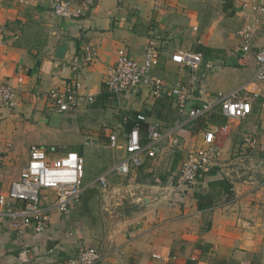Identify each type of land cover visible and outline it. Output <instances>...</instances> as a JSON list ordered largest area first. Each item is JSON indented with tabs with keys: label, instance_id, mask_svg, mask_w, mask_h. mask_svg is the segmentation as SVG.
Wrapping results in <instances>:
<instances>
[{
	"label": "crops",
	"instance_id": "crops-1",
	"mask_svg": "<svg viewBox=\"0 0 264 264\" xmlns=\"http://www.w3.org/2000/svg\"><path fill=\"white\" fill-rule=\"evenodd\" d=\"M69 1L76 7L86 2L84 15L59 18L46 0H0V85L16 94L12 106H0L2 209L32 146L45 148L51 159L75 152L86 164L85 193L69 215L53 211L55 192H40L41 206L52 209L47 231L19 234L9 219L0 223V264H67L87 248L104 255L101 264H264V83L250 88L258 96L241 126L219 108L190 120L173 99L156 100L145 87L121 96L107 88L120 53L142 63L155 40L159 61L152 74L169 84L190 76L172 61L176 52L202 53L205 47L224 56L228 66L217 68L219 59L206 61L202 53L213 68L202 66L204 97L193 96L190 108L238 90L254 78L255 55H240L237 39L231 56L225 39L233 37L231 30L215 42L208 19L215 11L242 21L243 28L258 18L256 44L264 46V16L242 13V0ZM88 49L97 52L91 63L83 61ZM75 57L82 61L78 70ZM67 87L78 94V108L60 112L50 91ZM136 114L148 126L167 129L160 132V152L144 156L128 175L109 173L125 156L127 124ZM206 131H215L221 159L194 185L181 184L177 174L185 156L203 145ZM111 134L121 149L111 146ZM249 136L257 143L243 152ZM92 147L100 152L92 155ZM106 174L107 192L97 183Z\"/></svg>",
	"mask_w": 264,
	"mask_h": 264
},
{
	"label": "built area",
	"instance_id": "built-area-1",
	"mask_svg": "<svg viewBox=\"0 0 264 264\" xmlns=\"http://www.w3.org/2000/svg\"><path fill=\"white\" fill-rule=\"evenodd\" d=\"M50 3L53 13L59 18L74 19L84 15L87 8L86 2L74 6L69 0H46ZM240 11L264 16V0H242ZM260 27V19L246 23L238 32L241 49L247 55L253 53L256 61L254 78L240 89L228 94L218 93L213 101H206L199 106L189 107L194 99L193 91L200 80L199 72L202 66L209 71L213 65L205 64L202 53L190 51H178L172 56V61L181 68L190 71L186 80L174 84L152 74V69L159 61V51L155 40H150L144 54V61L138 63L132 60L128 54L121 52L116 64L109 69L107 81L108 92L113 96L134 90L139 87L147 88L151 96L156 99L170 98L175 101L178 111L187 114L190 120L203 119L212 114L218 108L225 117L231 120L246 119L252 113V100L258 94L250 88L264 83V46L256 44V32ZM0 24V33H2ZM97 58V52L88 49L83 58L85 63H91ZM82 61L75 57L73 69L78 70ZM76 88V87H75ZM252 96H244L243 94ZM50 97L56 100L60 112L76 110L78 108V94L71 88L54 89L50 91ZM16 98L15 90L9 86L0 85V106L10 107ZM126 118L125 122H128ZM124 122V123H125ZM146 122V117L139 114L135 120V126L128 134V140L123 147L125 156L114 164L109 173L119 175L130 174L133 168H139L143 164L144 156L150 159L157 157L160 152V142L163 135L156 126H148L147 143L143 144L141 124ZM111 146L121 149L117 144V135H110ZM257 141L254 137H247L244 142L243 152L253 149ZM221 159V151L215 144V131H206L204 143L190 150L179 170L178 180L184 185H194L200 176L207 174L218 164ZM85 159L78 153L70 152L59 158L51 159L45 148L32 146L30 149V161L23 169L19 181L11 185L9 202L6 209L0 205V223L9 219L12 226L19 234H24L29 228H34L37 233L48 230L51 221L52 209H47L40 204V192L44 189L55 192L57 201L53 208L61 215H69L75 205L85 193L83 184L85 175ZM97 183L107 192L109 184L107 174L101 175ZM264 186V182L261 184ZM104 255L95 248L83 250L79 256L70 259L67 264H101Z\"/></svg>",
	"mask_w": 264,
	"mask_h": 264
},
{
	"label": "rangeland",
	"instance_id": "rangeland-1",
	"mask_svg": "<svg viewBox=\"0 0 264 264\" xmlns=\"http://www.w3.org/2000/svg\"><path fill=\"white\" fill-rule=\"evenodd\" d=\"M222 15H223L222 13L218 14V12L214 11V15L212 16V18L209 17V19H208V25L210 26V22H211V25H213L212 38L215 40V42L222 41V38H224L225 30L229 28L231 30V35L233 37L230 36L229 38H225V39H228L232 43L230 55L235 57L236 55L234 54L233 48L237 47L238 43L236 42V40L238 39V32L242 29L241 28L242 27V21L232 19L231 17H228V16L224 17ZM223 57L224 56L221 55L220 52H218V53H215V55L211 56L210 60L213 61L214 59H219V63H217L215 67L224 68L228 65H224L225 61H224ZM252 57H253V54L248 59L249 62L253 61ZM229 67H232V65H229ZM243 95L250 97V94H246V95L243 94ZM232 121H233V123H237L239 126H241L245 122V119H243V120H232ZM158 129L162 133L167 131V129L163 130L160 127H158ZM176 129H179V128H176ZM91 149H92V152H91L92 155L100 152V150L94 149L93 147ZM44 190H48V189H44ZM42 193H43V190L41 191V196L43 195Z\"/></svg>",
	"mask_w": 264,
	"mask_h": 264
},
{
	"label": "trees",
	"instance_id": "trees-1",
	"mask_svg": "<svg viewBox=\"0 0 264 264\" xmlns=\"http://www.w3.org/2000/svg\"><path fill=\"white\" fill-rule=\"evenodd\" d=\"M199 51H201L203 54H206L205 56H206V58H205V60L207 61V60H209L210 59V57L212 56L211 54L213 53V52H215V50H212L211 48H205V47H201L200 49H199ZM209 54V55H208ZM139 114H136L131 120V122H128V124H127V126H128V129H129V132L132 130V128H134V126H135V123H134V118H135V120H136V117L138 116ZM199 120H202V119H199ZM141 135H142V138H143V140H142V142H143V144H146L147 143V136H148V125H147V123H142L141 124Z\"/></svg>",
	"mask_w": 264,
	"mask_h": 264
},
{
	"label": "water",
	"instance_id": "water-1",
	"mask_svg": "<svg viewBox=\"0 0 264 264\" xmlns=\"http://www.w3.org/2000/svg\"><path fill=\"white\" fill-rule=\"evenodd\" d=\"M239 54H240V55H243V56L246 55V54L243 52L242 49L239 50ZM201 84H202V82H199V86H197V87L194 89V91H193V96H194L195 98H197V99H201V98L204 97V96L202 95L203 92H202Z\"/></svg>",
	"mask_w": 264,
	"mask_h": 264
}]
</instances>
